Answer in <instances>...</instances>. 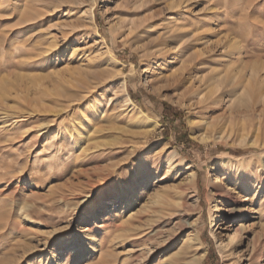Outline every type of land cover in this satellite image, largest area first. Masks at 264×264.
Segmentation results:
<instances>
[{
	"label": "rangeland",
	"instance_id": "374dc122",
	"mask_svg": "<svg viewBox=\"0 0 264 264\" xmlns=\"http://www.w3.org/2000/svg\"><path fill=\"white\" fill-rule=\"evenodd\" d=\"M164 103L182 112L174 123ZM89 115L102 128L81 151L69 129ZM201 118L250 134L261 120L264 134V0H0V264H194L196 234L201 264H249L264 224V153L219 141L191 123ZM221 152L237 157L226 180L255 227L229 257L207 196ZM167 153L196 168L198 191L151 241L152 218L133 222V206L184 177L168 171ZM140 159L163 162L133 196Z\"/></svg>",
	"mask_w": 264,
	"mask_h": 264
},
{
	"label": "bare ground",
	"instance_id": "6f19581e",
	"mask_svg": "<svg viewBox=\"0 0 264 264\" xmlns=\"http://www.w3.org/2000/svg\"><path fill=\"white\" fill-rule=\"evenodd\" d=\"M128 99L130 100L129 103L131 104L130 107L131 109L129 110V112L130 111L133 113L135 112L134 115H136L133 116L132 114L129 116L128 119L130 120V122L134 123L137 127L143 126L142 125L143 121L147 119L140 115V112L137 109L138 106L131 100L129 96ZM91 115L97 118L102 117V113L99 112L98 108L97 110H95L94 114ZM91 115L87 117L88 118L86 119L87 121L85 120L83 123L81 122V124L73 123L72 128L69 129L71 138L75 139L74 141H76L75 143L81 151L87 149L86 143L87 141L88 142L90 141L88 134L91 133L92 130L99 131L102 128L100 125L91 123L92 122ZM191 123L196 126L203 125V128L206 127L208 129H211V132H213L211 135L212 136L214 135L215 137L216 135H218L217 137L219 138V141L225 142L230 145L237 144L245 148L257 147L259 152L264 153V134L263 132H261V127H262L261 120L259 121V124L256 127L255 130L256 132L253 134H250V132L246 129H244V131L240 133H236L233 127L232 128L229 127V129L220 128L218 127L214 119H208V118H201L198 120L191 119ZM85 126L89 127L87 131L84 130ZM147 133L148 132H146V134ZM211 135L209 136L207 133L202 134L201 136L202 140L204 141L209 140L208 138H210ZM173 156L174 154H170V153H167V155L165 156V160L168 162V169H169L168 171L170 170L173 171V169L178 168L181 169L182 173L184 174V177L177 184H174V186L172 187L174 192H172L170 195L167 192L169 191L168 189L158 190L152 196H150V198H148V200L145 203H143L142 207L136 209V204L135 206H133V222L143 223L144 221L143 217L146 216L152 218L150 219L152 220V223L151 222L147 223L148 227L150 228V230L148 229L149 233L147 235L149 240L151 241L154 240V238L156 237L165 235L166 233L165 227L169 224V222H173L175 220V215L177 216L179 214L182 215L185 213V211L189 207L188 205L189 196L190 197L197 196L198 171L191 164L187 165V164H183L181 161L177 162V160L176 161L173 160ZM236 158H234V155H232L230 152H221L218 154V156L215 159V162L219 164L220 163L224 164V167L220 174H215L212 177L210 182V190L207 193L208 198L210 200H213L214 202V205L211 206V212L213 214L215 221L214 225H216L217 227L216 230H220L215 235L218 241V247L220 252L226 257H229L231 256V254L236 252L237 248H239L240 243L243 241L245 233H247L248 230L250 229L255 230L254 226L250 227L249 229L248 226H246V223L244 222V218L249 215L247 211L250 210L249 208H251V207H247V203H246L247 199L244 198L245 196L242 197V195H239L240 193L236 191L235 188H233L226 180L227 177L225 175L226 172L224 171V169L228 164L233 165ZM162 162L163 159H157L152 164H150V162L147 159L145 160L140 159V161L138 162L136 173H134L133 175V179L134 180L138 179L142 181V183H138L137 187L133 188V196L137 194L139 186H141L146 181H148V178L151 177L153 173L158 172V168ZM252 165L253 164H248V166L246 167L245 165L242 164V166L237 167V169H240L241 172H244V170H246L247 168L249 167L251 168ZM251 203L253 204V202ZM174 212L176 214H174ZM231 221L233 222L231 223ZM259 227L260 230H256L255 232L253 231L254 249L250 253V257L248 258L249 264H254L259 256L261 255L263 256L262 253L258 254V249H259V245H261V247H264V224H261ZM231 229H232V233H229V230ZM191 240L192 242L187 246L186 250H188L189 253L194 252L195 256L192 257L190 262L194 264H201L203 258L206 255V248L203 247V242L199 234H196ZM165 242L166 240H164L163 243L158 244L156 246L157 249H162L163 246L166 244ZM237 253H239V251ZM171 257L170 259L167 257L164 258V260L166 259V263L180 264L179 257L177 258H175L176 256H174V258ZM188 262L186 263L188 264Z\"/></svg>",
	"mask_w": 264,
	"mask_h": 264
},
{
	"label": "trees",
	"instance_id": "16d2710c",
	"mask_svg": "<svg viewBox=\"0 0 264 264\" xmlns=\"http://www.w3.org/2000/svg\"><path fill=\"white\" fill-rule=\"evenodd\" d=\"M164 107H165V118H169L172 120V122L174 123L180 115H182V112L176 108L175 106L171 105V104H168V103H164ZM188 139L189 141H193L191 140V138H189L188 136ZM214 249L212 248L209 252V255L207 257V262L211 259L212 257V253H213Z\"/></svg>",
	"mask_w": 264,
	"mask_h": 264
}]
</instances>
